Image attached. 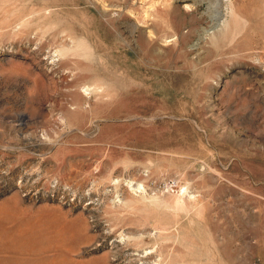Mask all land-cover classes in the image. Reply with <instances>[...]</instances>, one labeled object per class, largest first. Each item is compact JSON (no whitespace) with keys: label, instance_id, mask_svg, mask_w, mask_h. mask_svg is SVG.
<instances>
[{"label":"rangeland","instance_id":"obj_1","mask_svg":"<svg viewBox=\"0 0 264 264\" xmlns=\"http://www.w3.org/2000/svg\"><path fill=\"white\" fill-rule=\"evenodd\" d=\"M0 264H264V0H0Z\"/></svg>","mask_w":264,"mask_h":264}]
</instances>
